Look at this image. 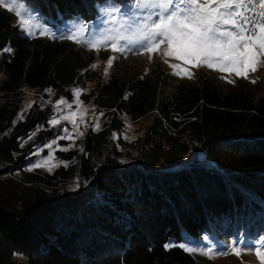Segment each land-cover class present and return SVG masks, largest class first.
<instances>
[{"label": "trees", "instance_id": "1", "mask_svg": "<svg viewBox=\"0 0 264 264\" xmlns=\"http://www.w3.org/2000/svg\"><path fill=\"white\" fill-rule=\"evenodd\" d=\"M122 1L24 3L45 20L91 23L99 7ZM5 47L11 53L0 60V264H21L16 257L25 264H207L164 245L179 242L181 232L199 238L225 217L264 210V97L224 92L207 76L103 82L92 56L56 39H29L0 9V51ZM89 83L82 99L108 121L85 132L77 148L57 153L67 167L27 170L61 126L49 127L52 101L36 103L13 123L21 91L50 89L54 100L68 99ZM147 116L144 133L125 143L120 118Z\"/></svg>", "mask_w": 264, "mask_h": 264}, {"label": "snow or ice", "instance_id": "2", "mask_svg": "<svg viewBox=\"0 0 264 264\" xmlns=\"http://www.w3.org/2000/svg\"><path fill=\"white\" fill-rule=\"evenodd\" d=\"M0 7L14 12L19 20L18 26L23 31L27 32L31 27L32 12L24 0H0ZM100 12L101 21L112 25L111 27L100 30L95 25L80 21L59 36L48 31H41L40 34L72 40L94 51L110 48L124 58L129 53H148L151 59V54L162 52L163 57L174 58L179 62L170 63L168 59H164V63L172 69V74L188 79L194 76L191 68L200 66L247 78L250 71H257L259 57L264 55V0H130L126 9L107 5L100 7ZM27 34L32 35L30 32ZM5 51H11V48H6ZM119 58L109 57L108 66L111 67L113 61ZM221 78L227 80L226 76ZM227 82L234 83L232 80ZM79 94L80 90L73 92L72 102L63 97L55 102L57 111L62 110V105H66L69 111L62 117L53 115L48 120L51 127H59L62 120L70 123L73 129L78 127L77 116L82 119L84 113L72 110V105ZM31 135L33 134H30L29 139ZM75 139L67 127L60 128L56 139L43 146L48 149H53L54 145L57 147L47 157L32 164L28 170L45 167L51 171L61 165L67 167L66 161L54 163L55 152L68 151L75 144ZM58 140H70L72 143L59 146ZM164 247L166 250L179 247L186 252L196 251L185 243H169ZM253 248L260 264H264V236L257 238ZM212 251L209 248L205 254ZM231 251L240 255L241 249L233 247Z\"/></svg>", "mask_w": 264, "mask_h": 264}, {"label": "rangeland", "instance_id": "3", "mask_svg": "<svg viewBox=\"0 0 264 264\" xmlns=\"http://www.w3.org/2000/svg\"><path fill=\"white\" fill-rule=\"evenodd\" d=\"M130 4V0H125L120 2L119 4H114L120 6L122 9H126ZM104 7V6H102ZM0 9H4L0 7ZM7 13H9L13 21L16 25H19V20L14 12H9L4 9ZM32 12V11H31ZM99 17L96 21L88 23L89 25H95L98 29L103 30L105 27H111L112 25L107 24L106 22L101 21V12L100 7L98 8ZM80 20L75 18L70 19H61L59 21H52L51 19L45 20L44 18L38 16L37 14H33L32 12V24L31 27L27 30V32L32 33V35L27 34V32L23 31L24 35L31 40L34 39H56L58 41H63L70 43L71 45L78 47L79 52L84 54L85 56H92L91 68L98 74V78L101 81H107L111 76L124 78H132V77H144L152 74V76L159 75L162 77V80L168 81H189L193 82L197 76H207L212 78L218 86L224 92L231 91H239V90H247L254 95L255 100H259L261 97H264V55L259 57L257 63V71L249 72L247 78L237 77L234 73H222L216 70H212L207 68L206 66H200L198 68H191L194 76L192 79L181 78L172 74V69L168 66V64L164 63V59H168L170 63H179L174 58H165L161 53H153L151 54V59L149 58L148 53H144L142 55H133L129 53L127 58L121 56L120 53L111 51L110 48H101L98 51H94L88 48L81 46L78 43L73 42L72 40L64 39V38H52L51 35H41V31H48L49 33H56L57 36L60 35L61 32H66L68 28L75 26L78 24ZM5 47L0 51V60L3 58L4 54H9L11 51H5ZM109 57H120L117 60L113 61L111 67L108 66ZM94 66V67H93ZM222 76H226L227 80H232L234 83H228L227 80L222 79ZM3 79V76L0 74V80ZM255 80V83L251 81ZM92 87V83L87 84L86 88L80 90V94L76 102L72 105V110L78 111V113H84L83 118L78 115L77 116V124L78 127L73 129V126L67 121H61V128L67 127L69 132L76 137L75 144L69 150H73L78 147V141L81 139L83 135H79V133H85L87 131L98 132L104 122L108 121V118L104 112L98 111L95 107L92 106L90 102H86L82 97H84ZM77 90H74V92ZM43 93L46 94L47 97L43 96ZM166 93V90H164ZM54 94L52 91H44L37 92L29 89H23L20 94L19 108L16 112L13 123L16 121H21L24 119V116L27 112L36 104H40L42 101L44 102H53V106L55 109V115L63 116L66 115L69 111L66 105L61 106V111H57L55 107V102L58 100H54ZM53 99V100H52ZM4 100L3 95L0 93V104ZM69 102L73 101V95L70 98L65 99ZM123 123V128L121 130L120 137L122 140L126 142H131L136 138L140 137L144 130L151 124L152 117L147 116L145 118L139 119L137 121H130L128 119L120 118ZM98 124V127H97ZM49 127H51L49 125ZM53 128V127H52ZM59 134V133H58ZM58 134L47 141L50 143L53 139H56ZM114 139H117L116 135H113ZM46 143V144H47ZM72 143L70 140H58L57 144L59 146H67ZM44 146V145H43ZM43 146L38 147L34 153H39L38 155H33V159L28 165L27 170L31 167L32 164L44 159L47 157L48 153L55 149L57 146L54 145L53 149L44 148ZM43 148V151H40ZM68 150V151H69ZM120 150H122L120 148ZM66 152V151H56L55 156L56 160L54 163H59L61 159H59L57 153ZM123 153H128V148L126 146L123 149ZM193 153V152H192ZM191 153V154H192ZM201 154H199L200 156ZM203 162H208L203 154L200 156ZM63 166V165H61ZM60 167V166H59ZM56 168H52L51 171H48L45 167L33 169L39 170L41 173H52ZM238 221V223H237ZM223 231H228L229 234L233 237L230 238L228 235H224L225 233H221ZM225 236L229 237L226 238ZM260 236H264V210L258 212L254 217L250 218L248 216H244L243 218L237 220L234 217H225L220 221L209 224L206 227L205 232L199 238L191 237L190 235L181 232V239L176 244L185 243L189 247L196 249L194 252H188L207 264H260L259 259L255 254V250L253 248V243L257 241V238ZM233 247H238L241 249L240 255H236L231 251ZM211 248L213 251L210 254H205L207 250ZM17 261L21 264H25V260L19 257H16Z\"/></svg>", "mask_w": 264, "mask_h": 264}, {"label": "built area", "instance_id": "4", "mask_svg": "<svg viewBox=\"0 0 264 264\" xmlns=\"http://www.w3.org/2000/svg\"><path fill=\"white\" fill-rule=\"evenodd\" d=\"M118 78H120V77H118ZM120 79H122V78H120ZM226 238H229V237H227V236H225ZM230 238H232V237H230Z\"/></svg>", "mask_w": 264, "mask_h": 264}]
</instances>
